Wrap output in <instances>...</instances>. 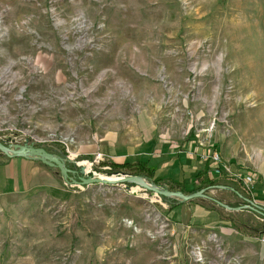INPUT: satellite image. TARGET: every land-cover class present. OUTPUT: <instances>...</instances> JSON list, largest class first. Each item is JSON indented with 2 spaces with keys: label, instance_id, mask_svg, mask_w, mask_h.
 <instances>
[{
  "label": "rangeland",
  "instance_id": "obj_1",
  "mask_svg": "<svg viewBox=\"0 0 264 264\" xmlns=\"http://www.w3.org/2000/svg\"><path fill=\"white\" fill-rule=\"evenodd\" d=\"M20 140L62 146L108 178L125 174L95 168L104 158L185 150L264 210L250 169L264 168V0H0V142ZM45 165L56 189L0 215V264H253L250 245L231 253L213 227L172 229L168 204L139 184H69ZM206 193L242 202L224 186ZM248 206L220 213L262 239L264 216Z\"/></svg>",
  "mask_w": 264,
  "mask_h": 264
},
{
  "label": "crops",
  "instance_id": "obj_2",
  "mask_svg": "<svg viewBox=\"0 0 264 264\" xmlns=\"http://www.w3.org/2000/svg\"><path fill=\"white\" fill-rule=\"evenodd\" d=\"M216 146L222 160L231 163L234 166L233 169H236L235 167L238 165L247 168L236 157L223 154L222 149L218 145ZM161 148L162 145L158 149ZM162 150L163 148L159 152L161 153ZM173 151L170 152L169 149H166L163 154H159L157 157L155 155L139 159L147 160L155 168L154 178H172L189 189L193 186L195 174L203 169L204 163L199 159V156L188 154L185 150ZM167 152L170 154L168 155ZM250 169L256 172L258 179L251 193L252 197L258 202H264V168ZM58 182L55 171L37 159L0 155V215L7 212L17 198L48 195L49 192L56 189ZM246 211L251 212L249 209ZM255 217L258 218V216ZM166 219L172 229L177 226L190 227L192 225L213 227L218 231L221 240L230 246L231 253L236 251V244L247 243L250 245L249 252L251 254L249 255L252 263L264 264V237L259 239L258 237L240 234L228 221L221 220L219 213L212 208L204 207L195 201H186L169 210ZM247 238L251 241H244ZM235 257L239 258L240 261H245L244 255L241 253Z\"/></svg>",
  "mask_w": 264,
  "mask_h": 264
},
{
  "label": "trees",
  "instance_id": "obj_3",
  "mask_svg": "<svg viewBox=\"0 0 264 264\" xmlns=\"http://www.w3.org/2000/svg\"><path fill=\"white\" fill-rule=\"evenodd\" d=\"M33 146H40L44 148L47 152H50L56 156H58L61 160H63L65 167L68 169L67 175L65 177V181L69 184L72 183H79L80 184V178L84 176L83 167L76 165V162H67L65 161V150L64 147L58 146L53 147L49 145L44 144H33ZM215 151L218 152L217 146L215 145ZM41 161V160H40ZM42 162V161H41ZM95 168H99V170H102L103 172L107 174H128V175H135L143 177L144 179L148 180L155 186L170 191V192H181L183 194H192L195 192H202V196L189 199L195 200V199H202L205 198L208 201L212 203L211 208L215 209L219 215L221 220H229L234 222L232 217H229L228 215H222L220 213V209H231L235 210L240 208L241 205H249L248 207L250 210L255 211L256 213L260 214L261 216H264V210L255 208L252 204V198L250 193L242 187L238 181L234 180L233 178L227 177L220 171V169L215 166L210 167L208 163L204 164V167L202 170L198 171L193 179V186L189 189H186L183 184L171 179V178H154L155 168L149 164L147 160L144 159H136V160H128V161H122L117 162L113 161L108 158L102 159L98 165L95 166ZM215 173V174H214ZM91 175V173H89ZM227 180L233 182L232 185H228ZM127 183V182H126ZM131 184V183H127ZM219 186H224L225 189L229 190L234 196H236L238 199H242L241 203L238 202H227L223 203L219 199L212 198L211 196L207 195V191L211 188H218ZM161 198L164 202L168 204V210L174 209L176 206L180 205L183 202L182 200H178L174 197H168L161 195ZM240 204V205H239ZM246 207V206H244ZM242 208V207H241Z\"/></svg>",
  "mask_w": 264,
  "mask_h": 264
},
{
  "label": "water",
  "instance_id": "obj_4",
  "mask_svg": "<svg viewBox=\"0 0 264 264\" xmlns=\"http://www.w3.org/2000/svg\"><path fill=\"white\" fill-rule=\"evenodd\" d=\"M0 151L9 157H26V158H34L37 160H41L43 163L49 166L57 167L60 170V173L63 175V177H66L67 175L68 169L65 167L63 160H61L58 156L50 152H47L42 147L33 146L32 144H18V143L13 144L12 147H8L7 145H4L2 142H0ZM116 182L136 183L143 186L147 190H151L155 192L157 195L174 197L182 201H187L189 199L202 196L201 191L192 194H183L181 192H170L147 182L146 179H144L143 177L135 176V175L125 174L123 177L120 178H116V177L108 178L104 176L102 177V176H93L86 174L80 178V184L83 185L93 184V183L113 184Z\"/></svg>",
  "mask_w": 264,
  "mask_h": 264
},
{
  "label": "built area",
  "instance_id": "obj_5",
  "mask_svg": "<svg viewBox=\"0 0 264 264\" xmlns=\"http://www.w3.org/2000/svg\"><path fill=\"white\" fill-rule=\"evenodd\" d=\"M16 143L18 144H29V142L27 140H20V141H17ZM14 143L8 145V147H12ZM207 157H210L212 159L213 162L217 163V162H220V157L217 153H212L211 156L207 155L205 156V158ZM218 168H220V166L218 165ZM224 168L227 170V171H230V169L227 167V166H224ZM243 182L246 184V185H250L252 182H253V176L252 175H245L243 177ZM248 188V187H247ZM264 206V205H263Z\"/></svg>",
  "mask_w": 264,
  "mask_h": 264
}]
</instances>
